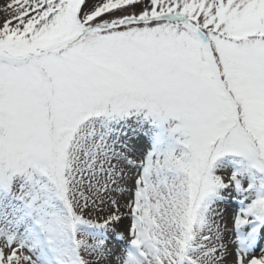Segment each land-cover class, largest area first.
<instances>
[{
    "label": "snow or ice",
    "instance_id": "snow-or-ice-1",
    "mask_svg": "<svg viewBox=\"0 0 264 264\" xmlns=\"http://www.w3.org/2000/svg\"><path fill=\"white\" fill-rule=\"evenodd\" d=\"M8 8L0 264H264V0Z\"/></svg>",
    "mask_w": 264,
    "mask_h": 264
},
{
    "label": "rangeland",
    "instance_id": "rangeland-1",
    "mask_svg": "<svg viewBox=\"0 0 264 264\" xmlns=\"http://www.w3.org/2000/svg\"><path fill=\"white\" fill-rule=\"evenodd\" d=\"M9 4H11V2H9L8 0H0V25H2L4 23V21L11 16L12 9L8 8ZM135 175H136L135 170H130L129 173H128L127 185L126 186L129 189H131L133 187ZM130 195H131V193H128L127 195L122 197L121 198V203H124L129 198ZM233 215H234V211H233V209L231 207H229V209H227L226 212H225V219H224V223L227 224V227L229 229V231L226 233V242L231 240V237H230V240H228L227 235L229 234L231 236V231L230 230H231L232 225H231L230 221H231V217ZM230 245H229V247H230ZM232 250H234V248L231 246V251ZM234 251L230 252L232 254H230L227 257L226 264H233ZM257 254H259V249H258Z\"/></svg>",
    "mask_w": 264,
    "mask_h": 264
},
{
    "label": "bare ground",
    "instance_id": "bare-ground-1",
    "mask_svg": "<svg viewBox=\"0 0 264 264\" xmlns=\"http://www.w3.org/2000/svg\"><path fill=\"white\" fill-rule=\"evenodd\" d=\"M8 1L12 3V0H8ZM228 209H229V208H228ZM229 211H230V210H229ZM229 218H230V217H229ZM230 237H231V236L228 234V235H227L228 240H230ZM231 246H232V245H230V247H229V251H230V252H233L234 250L231 251ZM232 247H233V246H232Z\"/></svg>",
    "mask_w": 264,
    "mask_h": 264
}]
</instances>
